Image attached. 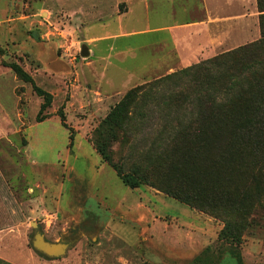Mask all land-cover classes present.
Segmentation results:
<instances>
[{
    "label": "rangeland",
    "instance_id": "obj_1",
    "mask_svg": "<svg viewBox=\"0 0 264 264\" xmlns=\"http://www.w3.org/2000/svg\"><path fill=\"white\" fill-rule=\"evenodd\" d=\"M49 9L47 0H0V264H264V194L256 197L264 190V169L253 167V150L189 156L199 185L214 186L218 205L220 189L247 192L241 212L249 223L238 246L221 237V219L165 194L171 173L158 171L137 189L125 185L99 150L123 163L133 140L126 122L141 95L137 88L170 75L163 64L154 66L162 51L148 46L157 37L119 42L109 57L108 46L99 44L90 61L81 56L79 30ZM128 48L134 50L120 54ZM2 60L19 63L53 95L45 121H36L42 99ZM151 133L139 127L135 140L149 143ZM134 163L127 161L125 171ZM38 232L68 244L66 255L37 252Z\"/></svg>",
    "mask_w": 264,
    "mask_h": 264
},
{
    "label": "trees",
    "instance_id": "obj_2",
    "mask_svg": "<svg viewBox=\"0 0 264 264\" xmlns=\"http://www.w3.org/2000/svg\"><path fill=\"white\" fill-rule=\"evenodd\" d=\"M257 6L260 39L137 88L141 95L126 122V130L133 138L127 157L119 165L105 150H99L104 161L132 189L148 185L158 171L171 173L173 182L165 186V194L221 219L224 222L221 237L237 246L249 223L248 214L241 212L247 192L232 194L220 189L217 194L221 205H218L211 193L214 186L199 185L202 177L193 168L189 156L200 152L239 156L247 148L255 153L253 167L264 169V155L258 152V149L264 152V0H257ZM3 56L4 49L0 47V58ZM1 65L10 69L19 81L32 86L43 101L36 121H45L53 95L39 87L19 63L2 60ZM135 90L128 93L124 103ZM60 118L68 128L62 110ZM139 127L152 130L154 137L149 143L135 140ZM69 130L70 147H73L74 130ZM234 139L240 142L235 144ZM127 161H135L130 172L125 171ZM263 194L261 189L257 199L263 198ZM224 202L231 204V208L226 209ZM238 259L241 261L240 256Z\"/></svg>",
    "mask_w": 264,
    "mask_h": 264
},
{
    "label": "crops",
    "instance_id": "obj_3",
    "mask_svg": "<svg viewBox=\"0 0 264 264\" xmlns=\"http://www.w3.org/2000/svg\"><path fill=\"white\" fill-rule=\"evenodd\" d=\"M47 1L49 11L63 12L65 22L72 23L70 28L79 30L90 61L99 44L108 46L109 57L119 42L156 35L153 43L138 50L157 46L162 53L154 66L163 64L166 75L261 37L257 0Z\"/></svg>",
    "mask_w": 264,
    "mask_h": 264
},
{
    "label": "water",
    "instance_id": "obj_4",
    "mask_svg": "<svg viewBox=\"0 0 264 264\" xmlns=\"http://www.w3.org/2000/svg\"><path fill=\"white\" fill-rule=\"evenodd\" d=\"M81 56L84 58L89 56V50L86 46H83ZM32 226L37 229V224L35 222L32 223ZM33 247L37 252L50 258H60L65 256L69 248L66 244L52 243L46 240L45 235L41 232L36 233Z\"/></svg>",
    "mask_w": 264,
    "mask_h": 264
}]
</instances>
